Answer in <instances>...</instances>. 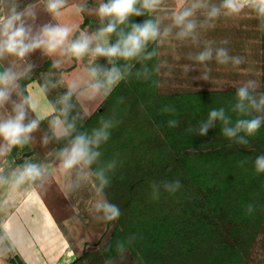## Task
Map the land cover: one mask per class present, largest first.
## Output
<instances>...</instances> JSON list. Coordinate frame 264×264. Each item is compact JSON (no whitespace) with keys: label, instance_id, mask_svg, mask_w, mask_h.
<instances>
[{"label":"rangeland","instance_id":"1","mask_svg":"<svg viewBox=\"0 0 264 264\" xmlns=\"http://www.w3.org/2000/svg\"><path fill=\"white\" fill-rule=\"evenodd\" d=\"M179 2L160 0L155 10L132 17V24L153 20L160 35L136 57L108 58V70L118 68L123 79L93 117L74 121V137L91 136L110 124L109 139L91 166L98 170L116 161L104 192L121 214L110 222L105 253L123 244L145 264H264V173L254 167L255 158L264 154V124L247 144L224 136L220 121L206 134L198 132L213 109L223 107L233 124L260 114L252 109L245 117L234 105L238 88L248 80L258 82L250 90L253 96L264 93V28L249 8L236 16L222 12L214 20H208V9H196L188 19L197 27L181 38L183 25L173 17ZM193 2L184 0L183 8ZM220 3L209 0L210 6ZM141 4L138 0L137 7ZM132 24L124 23L121 32L117 25L111 44L130 32ZM208 47L213 58L197 61ZM220 47L243 62L219 64L215 53ZM148 53L154 55L146 59ZM73 112L72 106L68 119ZM170 120L177 124L170 127ZM176 180L181 183L177 192L164 190L163 184ZM153 184L160 186L158 199L152 196Z\"/></svg>","mask_w":264,"mask_h":264},{"label":"clouds","instance_id":"2","mask_svg":"<svg viewBox=\"0 0 264 264\" xmlns=\"http://www.w3.org/2000/svg\"><path fill=\"white\" fill-rule=\"evenodd\" d=\"M45 10L49 12L56 20L59 21L61 10L65 7L66 0H43ZM138 0H104L99 3L96 8V15L101 20L109 18V22L97 30L95 35H88L84 31L80 32L77 39L68 43L69 36L78 26H69L67 24H44L40 31L32 35L31 29L25 26V17H34L35 11L30 3L23 10H17L13 6L8 14H2L0 10V59L6 55H12L19 59H23L29 52L36 48H42L46 54L52 55L57 50L61 55L65 53L80 59L85 53H90L93 58L104 56L108 58L122 57L131 59L138 56L149 41L156 40L160 35L159 27L156 22L149 19L142 23H133L131 31L126 35H121L114 44H109V34L116 31L118 24H124L130 16H140L143 10L153 11L160 4V0H142L140 7H137ZM184 0H180L177 5V11L173 13L174 22L176 25H183V28L178 33V36L183 38L193 33L197 27L196 22L188 19L193 16L196 9H208L206 16L208 20H214L222 12L225 16L239 15L245 8L253 10L256 17L261 20V27L264 28V0H221L219 6L209 4V0H195L190 7L183 8ZM75 12L81 14L86 5L77 4L74 6ZM183 8V10H179ZM213 25L209 24V27ZM167 34V33H165ZM95 47H91L93 42ZM223 44H227L225 39ZM154 53H148L145 57L150 58ZM213 58L212 49L206 48L200 52L195 59L199 62H205ZM215 59L219 64H227L232 61L233 66L240 65L243 58L240 56H229L228 50L224 47L216 49ZM91 63V61H90ZM59 60L54 61L53 67H58ZM32 65L29 64L22 70H15L13 67L0 70V108L11 100L12 94L16 93L20 97L19 101L11 100V112L0 116V157L10 153L13 147L23 146L30 143L32 133L38 128L41 119L51 116L49 127L51 137L43 136L42 142L47 144L51 138L57 140L72 135L75 130V117L69 121L68 116L72 108L70 103L73 93L76 92L81 78L69 79L67 81L68 91L60 97L56 104L61 105L57 109L52 103H47V107L43 111H39L37 118L29 120L25 123L28 109L37 111L35 102V94L30 91L29 95H24L20 89L19 81L30 73ZM187 70V67L185 68ZM87 75L91 78H96L100 75V70L97 67H92L86 70ZM103 80L96 79L95 83L89 85L90 91L88 98L95 97L101 90L103 95L107 96L112 88L124 77V73L118 68L103 72ZM63 82V81H61ZM47 82L43 88H40L41 94H44L47 88ZM52 84V87H55ZM258 86L256 80H248L243 86L239 87L236 93L237 102L234 105V111L249 116L250 110L254 109L259 115L251 116L250 118H240L233 124L231 118L225 114L223 107L210 111L206 121L201 122L198 127L200 135L207 133L210 127L214 126L215 121H220L223 124L222 132L224 136L235 139L240 144H247L248 137L254 135L264 124V93L259 95L257 99L252 95L250 90H254ZM84 95V93H81ZM166 112L175 111L174 108H166ZM55 114V115H53ZM89 114L85 110V115ZM170 127L177 124L176 120L168 122ZM110 126L105 123L100 130H93L91 136L87 134H79L73 137L67 146L62 148L57 153L59 161L58 167L66 176L72 177L67 185L65 195H70L81 187V183L89 181L94 190L95 201L92 203L91 211H94L98 218L106 222L114 221L120 216V208L118 205L104 198V189L108 186L110 180L107 175L108 171L116 166V161H110L105 168L92 170L91 166L100 157V145L109 139V133L106 129ZM49 165L37 163L32 160H25L22 164L13 168L8 175L0 174V184L7 185V195L4 204L11 203L17 189L26 183H36L43 181L45 173ZM255 171L264 173V154L258 155L254 161ZM75 170V174L73 172ZM94 177V180L92 179ZM181 187L179 180L172 183L163 184L165 191L169 193L177 192ZM160 195V186L152 185V196L158 199ZM249 213L253 211L251 205L248 207ZM3 231L7 234L10 230L8 222L3 224ZM11 240V237H9ZM118 251H123V244H118ZM11 251V248H9ZM55 258H53L54 264ZM0 264L3 261L0 260ZM108 264V262H106Z\"/></svg>","mask_w":264,"mask_h":264},{"label":"crops","instance_id":"3","mask_svg":"<svg viewBox=\"0 0 264 264\" xmlns=\"http://www.w3.org/2000/svg\"><path fill=\"white\" fill-rule=\"evenodd\" d=\"M101 2L104 0H66L59 21L45 10L43 0H0V10L2 14H8L13 6H16L17 10H23L31 3L35 16L25 17L24 23L31 29L32 35L37 34L44 24L78 26L68 38L70 43L79 37L81 31L95 35L99 28L109 22V18L101 20L96 15V8ZM77 4L86 5L81 14L75 12L74 6ZM132 17L125 23L132 24ZM118 26L121 32L123 24ZM108 39L111 44V34ZM95 43L94 41L91 47H95ZM56 60H59L60 64L53 67ZM107 60L108 57L104 56L93 58L90 53H85L77 59L67 53L61 55L59 50L48 55L42 48H36L23 59L6 55L0 59V70L10 66L15 70H22L27 65H32L30 73L19 81L24 95L33 92L37 104V111L28 109L25 123L37 118L38 112L43 111L47 103L60 108L61 105L56 104V101L67 93V81L80 77L81 82L72 96V114L86 120L100 110L109 95L104 96L101 90L95 97L88 98L89 85L95 83L96 79L104 78L103 72L108 70ZM92 67L100 70V75L96 78L87 75L86 70ZM46 82L48 86L44 94H41L40 88H43ZM52 84L56 86L52 87ZM19 99L16 93L12 94L11 100ZM11 100L0 108V116L11 112ZM85 110L89 114L85 115ZM50 119L51 116H48L40 120L38 128L31 134L32 140L29 144L23 148L13 147L10 153L0 157V174L3 175H8L25 160L50 166L43 181L20 186L14 200L9 204L3 203L7 195V185L0 184V260L3 264H53V258L54 264H145L130 246L123 247L122 252L117 250L106 255L111 221L106 222L98 218L97 214L90 210L96 197L89 181L82 182L79 189L65 195L72 177L60 171L57 153L67 146L70 140L68 141L69 136L59 141L53 137L47 144L42 142L43 136L52 135ZM36 137H41V141L38 142ZM92 179L94 180V177ZM104 198L108 200L105 193ZM6 222L10 224L7 234L2 227Z\"/></svg>","mask_w":264,"mask_h":264},{"label":"trees","instance_id":"4","mask_svg":"<svg viewBox=\"0 0 264 264\" xmlns=\"http://www.w3.org/2000/svg\"><path fill=\"white\" fill-rule=\"evenodd\" d=\"M106 101V100H105ZM71 115H73L72 113H71ZM94 116V115H93ZM92 116V117H93ZM73 117H75V118H78V117H76L75 115H73L71 118H69V121H71V119L73 118ZM78 119H80V118H78ZM80 120H83V119H80ZM86 120H88V119H86ZM74 131L72 132V135L71 136H69V138H68V141L70 140H72L73 139V137H74ZM58 141V140H57ZM105 193V192H104ZM132 248V247H131Z\"/></svg>","mask_w":264,"mask_h":264}]
</instances>
